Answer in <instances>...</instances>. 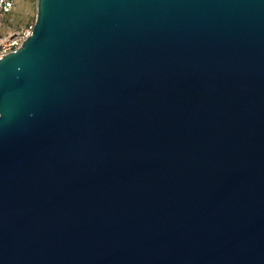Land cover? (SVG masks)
Segmentation results:
<instances>
[{"label": "water", "instance_id": "obj_1", "mask_svg": "<svg viewBox=\"0 0 264 264\" xmlns=\"http://www.w3.org/2000/svg\"><path fill=\"white\" fill-rule=\"evenodd\" d=\"M0 264H264V0H37Z\"/></svg>", "mask_w": 264, "mask_h": 264}, {"label": "rangeland", "instance_id": "obj_2", "mask_svg": "<svg viewBox=\"0 0 264 264\" xmlns=\"http://www.w3.org/2000/svg\"><path fill=\"white\" fill-rule=\"evenodd\" d=\"M12 1V9L0 15V41L7 39L35 19L37 0Z\"/></svg>", "mask_w": 264, "mask_h": 264}, {"label": "built area", "instance_id": "obj_3", "mask_svg": "<svg viewBox=\"0 0 264 264\" xmlns=\"http://www.w3.org/2000/svg\"><path fill=\"white\" fill-rule=\"evenodd\" d=\"M12 6V0H0V15L9 12ZM33 25L34 22H30L7 39L0 41V58L21 46L23 41L32 33Z\"/></svg>", "mask_w": 264, "mask_h": 264}]
</instances>
